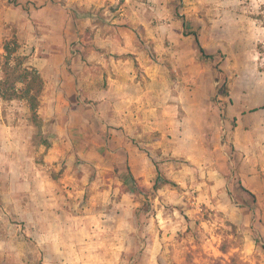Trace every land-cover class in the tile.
<instances>
[{
  "label": "rangeland",
  "instance_id": "obj_1",
  "mask_svg": "<svg viewBox=\"0 0 264 264\" xmlns=\"http://www.w3.org/2000/svg\"><path fill=\"white\" fill-rule=\"evenodd\" d=\"M124 1L114 3L122 5L123 25L149 21L164 36L176 24L189 53L195 45L198 89L216 114L205 117L203 136H197L202 152L191 161L152 147L147 152L156 177L131 191L129 171L114 168L99 177L91 160L98 159L90 157L104 152L111 130L84 126L80 116L67 126V110L62 117L44 115L41 105L36 125L26 101L0 100V124L15 126L13 136L20 138L6 143L0 131V264H264V0ZM31 23L34 28L23 33L8 25L0 32V79L3 46L13 36L33 66L57 54L67 68L73 58L67 9L60 11L57 33ZM194 33L212 58L201 55ZM82 35L91 38L87 31ZM52 41L60 47H44ZM185 84L195 88L192 81ZM188 125L187 141L201 133ZM159 138L153 130L145 136ZM45 139L50 147L41 143ZM217 146L225 150L222 159ZM51 154L57 156L48 159ZM37 167L60 177L70 171L75 181L60 180L43 199L28 195L26 177ZM159 170L171 183L156 190Z\"/></svg>",
  "mask_w": 264,
  "mask_h": 264
},
{
  "label": "crops",
  "instance_id": "obj_2",
  "mask_svg": "<svg viewBox=\"0 0 264 264\" xmlns=\"http://www.w3.org/2000/svg\"><path fill=\"white\" fill-rule=\"evenodd\" d=\"M133 1L124 2L129 5ZM117 2L16 0V3H12L11 0H0V32L8 25L23 33L26 26L34 28L31 22H35L57 33L60 11L67 9L72 18L69 33L75 43L68 67H61L63 59L57 54L40 64L32 62L45 78L41 114L44 112V115L53 116L57 112L58 117H62L63 110H67V126L76 121V116H80L79 120L84 126L99 124L105 130H111L114 134L101 145L105 146L104 152L90 156L98 159H91L100 169L98 176H104L114 168L119 173L126 169L137 182L149 184L156 177V166L147 151L161 146L163 153H171L179 159L195 160L203 148L197 136H203L205 117H215L216 114L211 113L210 106H205L204 94L198 89L201 75L197 61L193 59V55H196L195 45L191 49L192 55L187 51V41L181 40L176 24L166 28L164 36L159 35L161 28L150 25L149 21L143 27L130 22L123 25L120 19L124 14L122 5L119 8L118 4H114ZM27 15L38 17L39 21H29L24 18ZM129 17L133 18L134 15ZM86 31L91 34L89 41H85L82 35ZM165 38L169 40L168 45L161 43ZM152 41L157 45L153 49L150 45ZM44 47L54 50L60 47L59 41H52ZM186 81H192L195 88H188ZM47 103L51 105L50 108L46 107ZM207 104L210 105V102L207 101ZM206 120V123L210 122ZM189 121L201 133L195 131L187 141L186 133L192 129L187 128ZM15 128L6 122L0 124L4 142L20 140L13 136ZM152 130L159 132L160 140L150 142L145 139ZM142 144H146L147 148H142ZM218 148L224 150L223 146ZM56 156L51 154L47 158ZM225 156V150L219 151L217 158ZM28 174V195L35 192L36 197L41 199L50 187L54 192L60 180L66 185H70V182L73 185L75 181L70 171L60 177L37 167Z\"/></svg>",
  "mask_w": 264,
  "mask_h": 264
},
{
  "label": "trees",
  "instance_id": "obj_3",
  "mask_svg": "<svg viewBox=\"0 0 264 264\" xmlns=\"http://www.w3.org/2000/svg\"><path fill=\"white\" fill-rule=\"evenodd\" d=\"M186 26V23H184ZM196 41L199 45L201 55L205 58H212L207 54L204 48L201 46L199 37L196 33ZM21 44L16 36L7 40L4 43V61L2 64L3 75L0 79V96L3 100H24L26 101L33 123L39 125L40 113L39 108L41 105V95L45 88V78L36 66L27 63V56L21 55L19 49ZM223 93L228 95V91ZM47 147H50V142L45 139L43 142ZM131 191L138 190V182L135 178H132ZM166 183H171L170 180L164 178L161 180L160 170L158 176L153 184V189L158 190Z\"/></svg>",
  "mask_w": 264,
  "mask_h": 264
}]
</instances>
